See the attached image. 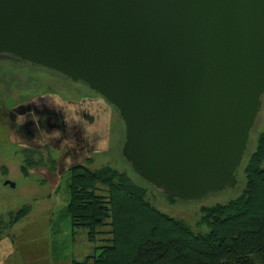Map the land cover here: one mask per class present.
<instances>
[{
	"label": "water",
	"instance_id": "95a60500",
	"mask_svg": "<svg viewBox=\"0 0 264 264\" xmlns=\"http://www.w3.org/2000/svg\"><path fill=\"white\" fill-rule=\"evenodd\" d=\"M81 82L180 200L233 188L264 94V0H0V59Z\"/></svg>",
	"mask_w": 264,
	"mask_h": 264
},
{
	"label": "rangeland",
	"instance_id": "374dc122",
	"mask_svg": "<svg viewBox=\"0 0 264 264\" xmlns=\"http://www.w3.org/2000/svg\"><path fill=\"white\" fill-rule=\"evenodd\" d=\"M41 81L62 85L66 97H69L68 93H75L76 89L80 90L78 92L80 95L89 97L85 104L79 99L77 103L81 104L76 105L65 102L66 100L64 102L58 100L57 94L50 92V97L57 99L55 103L57 101L63 107L58 117L63 136L71 142L93 141L94 150L75 152L66 147L64 170L59 178L50 160L52 155L57 156L56 153L51 152L52 155L38 158L39 166L35 168L25 166L23 170L26 173L25 177L20 168L26 165L27 155L0 153V166L4 162L3 166L9 168L17 182L15 188L0 187V264H70L71 258L82 259L92 253L97 242L87 240L86 229L80 227L73 230L66 212L69 199V168L75 164H83L92 170L109 166L117 171L126 172L135 184L145 190L146 199L153 206L170 216L184 220L195 231L205 230L204 226H196L202 214L201 207L226 203L242 193L245 184L243 166L255 151L259 136L264 130V94L261 96L260 111L250 130L249 143L240 165L237 185L209 192L197 200L184 201L157 191L132 170L121 153L124 123L99 94L71 83L54 71L49 70V73H46L28 65L0 60L1 98L10 97L14 93V96L18 97L20 93L34 92V88H40L38 83ZM2 140L6 142L0 145L6 146L16 145L17 142ZM66 142L68 144L69 140ZM58 156L61 159V156ZM24 204L30 206L28 213L17 223L10 225V213L17 211ZM103 229L107 230L108 227ZM251 259L255 264H264V255L255 254Z\"/></svg>",
	"mask_w": 264,
	"mask_h": 264
},
{
	"label": "trees",
	"instance_id": "16d2710c",
	"mask_svg": "<svg viewBox=\"0 0 264 264\" xmlns=\"http://www.w3.org/2000/svg\"><path fill=\"white\" fill-rule=\"evenodd\" d=\"M263 161L264 130L243 166L242 193L201 207L196 226H204L202 231L153 206L126 172L72 165L66 212L72 229H86L87 240L97 244L91 254L73 257L70 264H255L251 256L264 255ZM29 208L23 205L10 214L9 224Z\"/></svg>",
	"mask_w": 264,
	"mask_h": 264
},
{
	"label": "flooded vegetation",
	"instance_id": "af4514ba",
	"mask_svg": "<svg viewBox=\"0 0 264 264\" xmlns=\"http://www.w3.org/2000/svg\"><path fill=\"white\" fill-rule=\"evenodd\" d=\"M0 60H10L28 65L18 59L8 58ZM28 66L49 73V70L44 67ZM55 73L58 76L65 78L63 75L57 72ZM65 79L89 90L88 87L81 82H73L67 78ZM38 84L40 88H34V92L20 93L18 97L14 96L15 93L7 98L0 97V143L4 144L6 142V140L2 139H7L12 142L17 141L15 142L16 145L12 146L0 145V153L27 155V161L25 162L26 165H23L20 168V172L24 177L26 176V173L23 171L25 166L35 168L39 166L38 158H44L45 156L47 157L48 154L52 155V153H56L57 156L52 155L50 160L52 161L51 163L53 167L56 168L57 176L59 178L64 170L63 159L64 149L66 147L71 151L81 152L94 150V144L93 141L91 142L90 140L71 142L70 139L63 136L61 133L60 120L58 118L63 107L59 105V102L56 101L55 103V100L57 99L51 98L50 92L52 91L56 93L58 100L61 99L63 102L66 100L65 102L76 105L81 103L85 104L89 97L86 98L83 95H80L78 93L80 91L79 89H76L75 93H68L67 95L69 97H66V94L64 95L66 91L62 85H53V83L42 81ZM91 92L97 94L94 91ZM79 99H82L81 103H77L80 101ZM66 139L69 140L68 144ZM58 155L61 156V159ZM4 164L5 163L2 162L0 166V187H3L4 189L15 188L17 182L13 179L14 176H12L9 168L3 166ZM19 209H17V211ZM17 211L13 213H16Z\"/></svg>",
	"mask_w": 264,
	"mask_h": 264
}]
</instances>
